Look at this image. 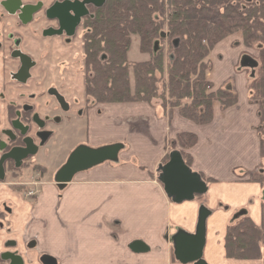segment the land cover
I'll list each match as a JSON object with an SVG mask.
<instances>
[{"label": "crops", "instance_id": "1", "mask_svg": "<svg viewBox=\"0 0 264 264\" xmlns=\"http://www.w3.org/2000/svg\"><path fill=\"white\" fill-rule=\"evenodd\" d=\"M244 53L242 46L232 48L227 40L210 52L212 70L207 80L214 90L234 88L238 101L226 110L214 103L213 120L206 125L183 118L178 109L168 113L157 105H121L122 112L111 115L106 108H91L86 116L87 145L99 148L122 143L126 149L119 154L116 164L104 163L77 174L62 194L42 190L39 206L35 208L40 220L26 219L28 225L36 227L44 220L53 227L59 224L60 239L54 242L51 238L49 243L46 238L49 247L53 249L54 243V248H59L60 244V248L68 250L69 259L82 264H141L142 257L126 251L120 237L114 241L116 234L109 231L113 223H120L124 229L137 228L142 235L128 241L127 247L136 240L143 241L150 248L148 255L144 254L148 257L155 252L153 243L159 240L158 232L163 230L165 241L171 226L175 235L181 232L193 235L200 212L205 210L208 230L204 252L206 249L216 252L212 264H237L238 261L225 259L226 228L243 214L259 225L263 202L259 178L264 158L256 132L259 107L249 100L247 70L252 68L242 65L243 58L250 57ZM127 112L132 116H125ZM183 133L196 137L193 147L181 148L178 136ZM174 150L189 157L192 172L213 180L207 184L204 195L182 204L172 202L159 182L160 167ZM132 160L135 165L129 163ZM12 193L0 184V213L11 201ZM58 204L63 207L60 211ZM67 223L66 234L63 224ZM1 230L0 253L6 251L8 241H13L4 237ZM147 259V264H157Z\"/></svg>", "mask_w": 264, "mask_h": 264}, {"label": "trees", "instance_id": "2", "mask_svg": "<svg viewBox=\"0 0 264 264\" xmlns=\"http://www.w3.org/2000/svg\"><path fill=\"white\" fill-rule=\"evenodd\" d=\"M83 26L88 109L97 104L145 103L168 113L178 109L183 118L197 125L213 120L214 103L226 110L238 101L234 88L214 90L207 75L212 70L210 52L240 32L244 45L258 46L259 51L258 75L249 98L259 106L256 132L264 158V0H105L102 7L92 8ZM134 37L146 61H128ZM178 141L182 149L197 142L187 133L180 134ZM181 154L190 167L189 157ZM168 160L169 155L163 165ZM202 179L206 184L213 182ZM260 184L264 186V172ZM235 221L226 229V258L246 262L264 259V203L260 226L246 214Z\"/></svg>", "mask_w": 264, "mask_h": 264}, {"label": "rangeland", "instance_id": "3", "mask_svg": "<svg viewBox=\"0 0 264 264\" xmlns=\"http://www.w3.org/2000/svg\"><path fill=\"white\" fill-rule=\"evenodd\" d=\"M12 24L10 27L8 26V29L12 27ZM43 26L45 27L47 25L43 24ZM38 28L39 26H35L33 24L28 26L29 31H33L34 34H37L36 40L38 39L41 44H38L36 40H32L33 35H31V32H17L18 36L23 37L24 39L23 48L28 51L39 63L37 69L33 72V79L28 82V88L25 90H27V92L37 94L40 90H46L51 85L56 86L60 89L61 93L65 95L66 101L69 103L72 110L74 112L80 111L82 114H84V107L86 106L84 92L85 72L82 39L78 37L80 36V32H78V35L70 41H65L56 37L41 41V31L38 30ZM81 35H83V32ZM225 40H227V44L231 45L232 48H240L242 46L245 52L242 55H249L255 60V62H259L260 58L258 46L247 48L244 45L243 36L240 32L227 37ZM138 46V38L134 37L132 39L131 50L128 54V61L131 63H139L147 60V57L139 52ZM157 46L158 45L156 44L155 48H157ZM235 51H237V49ZM213 57L217 60L216 55ZM225 58H228L227 55ZM15 69L16 67L14 65L8 67L10 72ZM247 73L249 74L247 78V86L250 92L252 81L258 75V69L253 68L247 70ZM40 83L43 84L42 87L38 86ZM7 89L9 96H14L15 93H19L17 87H10ZM249 100L251 102L250 98ZM48 103H51L50 107H48ZM37 104L40 106V108H38L41 110L42 116L49 115V113H57V110L53 109L57 107L50 99L40 100L37 102ZM129 104L133 105L138 103ZM121 105L127 106L128 104H97L93 107H98L100 110L101 108L102 110L106 108L111 115V112L112 114H120L123 108ZM131 114L132 113L127 112L125 116H132ZM132 120L134 119L132 118ZM81 121L79 120L73 125L70 122L69 126L65 128L54 126V135L47 142L46 146L37 153L35 158L36 163L34 162V164H32L34 166L30 165L29 167L22 169L18 174L12 173L11 176L9 175L7 180L3 182V184L1 183L2 188L6 189L8 192H13L11 201L6 203L7 206L5 205V207L9 208L12 213L10 214L9 212H6V210L2 209V213H0V227L2 228L0 229H2L1 231L3 235H5L4 237H9L15 242V246L12 248L6 247L4 250L8 249V251L20 254L24 260V264H46V261L49 259L54 260V264H82L81 261L69 259L68 250L60 248V244H58L60 246L59 248H54V243H51V247H53V249L49 247L47 240L50 243L52 240L57 242V240L60 239L59 235L61 233L62 227L58 226L59 224H56L57 226L53 227L47 220H44L41 222V224L39 222L38 226L36 227L28 225V221L33 222V220L36 219L40 220V217H38L39 215L35 212V208L39 206L38 203L40 202L42 190H44V192L51 190L53 194L54 191L57 190L58 194H62L61 192L66 190L67 186L69 185L68 184L63 189H60L57 185H55L54 177L58 170L66 163L69 155L74 151V149L78 146H86L87 144L86 125L83 123V121ZM125 149L126 148H124V150ZM117 162L107 163L113 165ZM129 163L131 165H135L133 160L132 162L129 161ZM36 167L44 168L45 172H41V170L37 169ZM60 201L61 200H59L58 203H60ZM56 207L59 209V211L63 209L60 204H58ZM26 219L30 220L27 221ZM55 220L57 222V218H55ZM237 221L230 222L228 226L235 224ZM16 224L18 225L16 226ZM260 224L257 226H260ZM63 225L66 227V229H64L66 230L65 233L67 234L69 231V225L68 223ZM167 230V241L164 240L166 235L163 230L162 232H158L159 235L157 238L159 237V240H157L156 243L153 240V244H155L156 248L154 250L155 252L151 253V256L146 257L144 254H139L142 257L141 264H147V258H151V261H156L157 264H181L176 260L174 255L173 239L176 236V230L173 228V226ZM207 230L208 228L206 224V238ZM5 231H8L7 235ZM109 231L111 234H116L113 236L114 241L118 237L123 240L122 244H125V250L128 252L130 249L127 247V242H130L131 239L138 238L139 235H142V233H138L137 228L131 227L130 229H124L122 226H120V223H113L109 227ZM42 241L44 243H42ZM209 251V249L205 250L203 253V259L207 262V264H212L214 261H216V252L213 254ZM110 252L111 248L109 247L108 253L110 254ZM164 259H166V263H164ZM225 259L229 260L226 258V256ZM85 260L86 259L84 258L82 259L83 262ZM237 264H264V259L255 262L238 261Z\"/></svg>", "mask_w": 264, "mask_h": 264}, {"label": "flooded vegetation", "instance_id": "4", "mask_svg": "<svg viewBox=\"0 0 264 264\" xmlns=\"http://www.w3.org/2000/svg\"><path fill=\"white\" fill-rule=\"evenodd\" d=\"M4 1L6 0H0V159L13 148H24V141L26 139H31L32 144L36 146L37 150L33 156H29L21 161L19 167H16L15 162L12 160L4 161V179L0 181V184H3V182H5L12 173L18 174L22 169L29 167L30 165L34 164V162L36 163L35 158L37 153L46 146L47 142L54 135V126L65 128L69 126L70 122L73 125L79 120H82L86 125V116L90 110L85 106L84 114H82L80 111L74 112L69 103L66 101L65 95L61 93L58 87L53 85L49 86L46 90H40L37 94L30 93L25 90L28 88V82L33 79V72L37 69L39 63L28 51L23 48L24 39L23 37L18 36L17 32H31V35H33L32 40L34 41L37 38V34H34L33 31L28 30V26L33 24L35 26H39L38 30L41 31V41H45L52 37L70 41L78 35V32H80V36L78 37L82 39L81 34L84 32L83 24L86 19L91 17V11L92 8H94L92 5L87 7L89 14L81 19L79 25L74 29V34L72 36H68L67 30L70 29L74 19L71 17L68 19L66 18L65 28L67 29H62V32L58 33L61 30L60 21L57 18L51 19L47 16V11L54 4L67 0H19L21 2V6L40 5L39 10L33 14L32 19L27 24H23L20 20L19 11L15 13L6 11L2 7V3ZM57 13H59V11ZM11 24L12 27L8 29V26L10 27ZM43 24L47 26L44 27ZM36 42L41 44L38 39ZM21 56L26 57L28 61H30L27 63L30 64V67L28 69V77L26 78L23 74H20V70L22 68ZM13 65L16 67V69L10 72L8 67ZM38 86L42 87L43 84L40 83ZM10 87H17L19 93H15L14 96H9L7 88ZM59 98H61L62 103ZM44 99H50L53 101V104L57 107L53 108L57 110L56 114L49 113V115L46 116L41 115V110L39 109L40 106H38L37 102ZM50 104L48 103V107H50ZM38 133L44 134L43 138L46 137L45 141H41L38 138ZM263 172L264 169H262L261 174ZM261 174L259 178V184L261 180ZM55 185L57 184L55 183ZM260 186L263 189V204L264 186L261 184ZM3 210H6V212L10 213V209L5 206ZM7 252L13 253L8 251V249L4 252H1L0 264H9V261L2 259V255Z\"/></svg>", "mask_w": 264, "mask_h": 264}, {"label": "water", "instance_id": "5", "mask_svg": "<svg viewBox=\"0 0 264 264\" xmlns=\"http://www.w3.org/2000/svg\"><path fill=\"white\" fill-rule=\"evenodd\" d=\"M105 0H83V1H63L54 4L48 11V18H57L60 21L61 30L65 28L66 18L74 19V22L67 30V35L72 36L74 29L79 25L81 19L86 17L89 12L87 7L92 5L95 8H100L104 5ZM2 7L11 13L20 12L19 18L23 24H27L33 14H35L38 6H21L19 0H6L2 3ZM59 11V13H57ZM57 14V15H56ZM177 44V41H175ZM156 49V48H155ZM22 68L20 74L28 77V69L30 67L28 59L21 56ZM242 65L245 67L256 68L257 62L250 57H244ZM59 100L62 103L61 98ZM43 133H38V138L45 141ZM24 148H13L10 152L3 155L0 159V181L4 179L3 163L6 160L15 162L16 167H19L21 161L36 153V146L32 144L31 139L24 141ZM124 150L122 143L111 144L99 148H91L89 146H78L68 157L66 163L56 173L54 181L60 189L70 184L74 177L82 172H86L96 166L107 162H117L119 154ZM159 182L163 186L166 196L175 204H182L194 200L196 196H202L207 191V184L202 177L192 172L190 167L185 163L182 154L178 150H174L169 154L167 163L160 167ZM208 213L201 210L199 223L196 232L193 235L181 232L173 239L174 255L181 264H207L203 259V253L206 243V218ZM15 242H8L7 247H14ZM129 249L135 254H145L150 251V248L143 241L136 240L129 245ZM2 259L9 261V264H24L23 258L15 253L7 252L2 255ZM46 264H54V260L49 259Z\"/></svg>", "mask_w": 264, "mask_h": 264}]
</instances>
